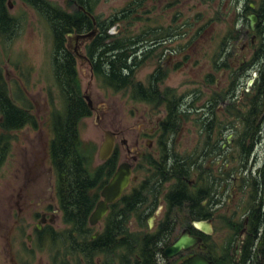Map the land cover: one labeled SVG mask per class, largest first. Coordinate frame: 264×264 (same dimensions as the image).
<instances>
[{
	"label": "rangeland",
	"instance_id": "374dc122",
	"mask_svg": "<svg viewBox=\"0 0 264 264\" xmlns=\"http://www.w3.org/2000/svg\"><path fill=\"white\" fill-rule=\"evenodd\" d=\"M12 1L14 6L10 12L20 23V28L14 41H0V63L11 95L15 99H22V103L32 110L38 118V126L37 128L27 126L14 133L10 156L0 168V264H54L55 254L57 252L59 256L58 248L61 243L52 248L53 241H47L40 250L34 246L35 252H32L28 249L31 247L25 238L26 235L20 238L12 228L14 221L11 209L12 188L14 186L19 188L22 183L20 177H14V173L15 175L23 174L27 157L34 160L37 165L43 163L46 173L48 169L53 170L50 156L52 139L50 118L53 110L63 109L62 98L53 72L52 58L55 52L50 25L33 6L24 5L21 0ZM48 1L52 6L72 13L66 0ZM252 1L102 0L93 13L99 22H106L111 17L122 16L126 12L127 16H130L128 19L131 23L124 20L118 27L125 35L136 34L150 28H161L162 32L172 28L182 33L174 37L167 36L169 39L164 47L168 48L172 54L167 53V55L170 54V58L167 62L163 61L166 74L159 87L161 91L175 90L178 95L185 97L187 106L189 103L195 106L190 117L183 122L181 131L175 135V138L173 137L176 142L173 151L179 157L192 156V162L189 161L191 170L194 168L192 163L195 162L196 165L194 159L197 158L202 138L199 128L202 125L203 107L213 99L216 92H220V88L228 86L226 78L229 76L228 72L232 71L230 66L241 47L236 34L239 35L238 31L248 30L250 27L247 17L254 12L252 10L246 12L245 8L253 4ZM118 28L113 26L109 32L117 34ZM165 48L153 52L152 56L155 58H150L138 69L136 81L146 86L149 84L151 75L160 66L159 61H156V55L158 54V58L160 55L162 57ZM82 54H86V51L84 50ZM218 60L221 64L226 63L227 67L216 68L215 61ZM76 70L82 94L89 95L96 107V110L84 118L79 125L84 147L92 153L91 170L94 171L103 165L99 159V149L104 141L105 132L113 131L119 134L117 163L131 162L136 152H147L142 154L140 161L145 165V170L142 172L147 173L149 170L147 167H152L151 161L155 165L156 161L162 158L164 148L159 145L157 149L155 148L159 150L158 153L154 151L149 153L147 142L150 137L145 133L152 129L157 120L161 121L165 117L164 108L135 99L130 90L117 92L104 86L94 76L91 66L81 62L79 58H77ZM21 85L26 90L25 93L22 91L20 94L17 90L21 88ZM219 108L218 106L216 108L218 120L224 123V107L219 106ZM161 136L160 131L158 140H161ZM162 138L169 140L167 135H163ZM122 140H126L127 144H122ZM128 148L132 150L131 153H128ZM257 167H254V170ZM194 172L193 170L187 175L189 179H194ZM43 180L46 182V190L51 185L54 186L56 181L54 170ZM221 198L222 206H219L216 212L220 211L215 213L214 234L208 240L211 245L216 244V249L211 250V253H216L215 255H219L224 244L231 239L233 230L228 220L232 219L240 223L241 219L245 218L247 206L246 198L241 203V207L230 205L228 196ZM208 212L214 213L210 210ZM136 220H138L136 217L130 220L131 231L151 232L147 219L143 222L144 227L136 224ZM58 226L60 227L58 232L67 228L63 222L62 213ZM102 228L103 223H99L93 228V234L102 231ZM14 234L15 239H13ZM101 260L102 263L107 261L105 257L95 259L99 264ZM57 263L65 264L66 261L64 263L57 258ZM66 264H75V259L69 258Z\"/></svg>",
	"mask_w": 264,
	"mask_h": 264
},
{
	"label": "trees",
	"instance_id": "16d2710c",
	"mask_svg": "<svg viewBox=\"0 0 264 264\" xmlns=\"http://www.w3.org/2000/svg\"><path fill=\"white\" fill-rule=\"evenodd\" d=\"M252 2L256 5L260 16L259 43L255 54L256 62L254 63L259 80L253 96V109L248 112L255 120L264 113V0H253ZM98 3L97 0L93 4L84 6L93 14ZM32 6L39 12L46 13V16L43 17L52 30L54 50L58 56H61V59L54 58L53 72L60 89L63 109L53 110L51 114L50 156L56 177V190L62 219L67 228L57 232L52 239V248L61 243L58 248L59 256H57V252L55 256L64 263L65 261L67 263L69 258L75 259V264H99L95 261L97 257L100 259L105 257L109 264H157L159 255L163 254V247L171 241L175 229L163 227L156 232L131 231L130 220L138 216L136 204L133 201L135 200L133 193H129L128 198L123 203L117 201L110 206L111 212L107 218L106 226L96 239H92L94 234L89 219L101 200L102 189L115 173L117 157L114 156L94 171L91 170L92 153L89 152L91 150L84 147L79 125L92 111L82 94L74 57L69 52H63L66 51L67 35L75 29L80 31L91 29L92 21L89 16L79 10H76L75 13H68L50 3ZM4 8L5 4L0 2V39L4 38L8 39V42H12L17 37L19 22L15 17L7 15ZM251 10L252 8L247 5L245 11ZM128 17L130 16H127L125 12L122 16H113L106 22L100 23L102 33L88 47L93 74L104 86L114 91L130 90L135 99L162 106L166 113L161 120L163 127L161 132L170 139L171 136L175 137L181 131L183 122L190 117L195 106L191 103L187 106L185 97L178 95L173 89L167 91L157 89V85L153 81L156 73L151 75L147 86L136 81V74L138 69L153 57V52L166 44L167 36L174 37L182 35V33H178L177 29L174 31L172 28H167L166 32H162L163 29L161 28H150L136 34L125 35L118 27L124 20L131 23ZM113 26L119 29L117 34L109 32ZM236 37L238 38L239 35L236 34ZM215 66L216 68L227 67L226 63L221 64L219 60L215 61ZM231 70L228 72L229 77H247L245 76L246 72L242 73L238 69ZM17 91L21 92L20 87ZM216 95L221 101L225 99L223 92H216ZM0 118L2 119L1 168L11 150L10 142L13 141L14 133L26 126L34 128L38 126V118L30 108L14 103L1 63ZM164 138L161 137V140H166ZM160 159L153 167L155 172L160 174L159 176L163 175L165 179L168 173L167 159L165 157ZM189 161L192 162V160ZM185 162H187L186 159ZM188 171H190L189 167H185V179L188 177ZM189 173L191 174V172ZM179 180H181V176H179ZM262 180L263 176L260 170L258 175L251 182H248L252 191L248 193L246 198L245 217H249L248 229L252 235L247 239L245 245L247 254L242 260V264H264V190ZM186 189L185 183V205H196L195 207L190 206L191 209L186 211L185 215L195 219L206 217L208 213L201 207V201L204 198L206 200L208 195L206 193H203L204 195L202 193H188ZM137 218L139 225L144 227L142 217ZM244 220L245 218L241 219L240 223L232 219L228 220L230 228L233 230L231 239L227 244H224L219 255L211 253V249L206 254L213 264H237L232 252H234L237 236ZM56 257L54 264H58ZM100 263L104 264L102 260Z\"/></svg>",
	"mask_w": 264,
	"mask_h": 264
},
{
	"label": "flooded vegetation",
	"instance_id": "af4514ba",
	"mask_svg": "<svg viewBox=\"0 0 264 264\" xmlns=\"http://www.w3.org/2000/svg\"><path fill=\"white\" fill-rule=\"evenodd\" d=\"M21 1L24 5L30 6L34 4L49 3L48 0ZM0 2L5 4L4 9L7 11V15L12 16L10 10L13 9L14 2L12 0H0ZM94 2H97V0H66V4L69 5V9L72 10V13H75L78 9L80 12L86 14V16H89L92 21V28L86 31L75 29L72 33H69L65 42L66 51H63L71 53L76 65L77 58H79L81 62L89 64L91 68L92 61L88 53V47L93 40L102 33V30L101 22H99L96 16L90 13L88 8L84 5L93 4ZM98 2L100 3L102 0H98ZM252 12L258 16L255 29L252 30L249 27L248 30L242 29L238 31V33L240 32L238 43L241 44V47L230 66V69H238L242 73L246 72L245 76L247 77L234 76L232 78L228 76L226 78L228 80L227 88H220V92L224 91L223 94L225 95V99L221 101L219 100V97L215 95L212 100L204 105L202 110V125L199 128L202 135L201 143L199 144L197 158L194 159L196 165L195 162L192 163L196 169L193 168L191 170L189 168L190 171H188V174L193 170L195 171L193 174L194 179H189V177L185 179V167L188 168L189 160L193 159L192 156L186 158L185 156L179 157V155L173 151L176 143L175 140H173L175 137L171 136L168 141L158 140L160 137V131L163 129L160 120H157L152 129L145 133V135L151 138H149L147 142L149 153L152 151L158 153L159 150H155V148L157 149L159 145L164 148L161 157L167 159V177L164 179L163 175L159 176L160 174L155 172L156 170L153 168L154 164L152 161V167H147V170L149 169L147 173L142 172L145 170V165L140 161L142 159V154H147V152H136L133 155L131 162L123 161L117 163L116 170L122 163L130 164L132 166L133 176L135 177L118 201L123 203V201H126L128 198L129 193H133L135 196V200L133 201L136 204L135 206L138 212L137 217H142L143 221L147 219V224L151 231L156 232L159 228L163 227L175 229L171 241L163 247L164 251L183 233H185V229L190 230L191 236L200 237L202 243L206 245L205 250H200V244H198L189 250H182L174 257H167L163 251V254L159 255L157 259V264H183L187 258L196 254L206 256V254L210 252V249H216V244L211 245L208 241L214 233L208 234L204 231L198 230L194 227V223L210 222L214 227L216 214L220 210H218V212L216 211L220 208L219 206H222L220 203L222 196H228L229 201L231 202L230 205L241 207L240 205L244 201V198H247L248 193L252 191V188L248 186V182H251L252 179L258 175L260 170L263 176L262 188L264 190V113L255 120L248 114L254 106L253 96L256 92L257 82L259 80L258 72L256 71L254 63L256 62L255 54L259 43L258 26L260 16L256 6L252 9ZM40 14L46 16V13L40 12ZM91 16L95 17V22ZM18 26V28H20V23H18ZM94 29H97V34L90 41L77 43L70 38V36L77 37L78 35L90 33ZM168 39L169 37H167V41ZM3 40L8 41V39H0V41ZM164 45L166 44L158 47V49L161 50V48H165ZM158 49L156 51H158ZM84 50L86 51V54H82ZM54 52L52 63H54V58L61 59V56H58L56 50H54ZM167 53L172 54L168 48H165L162 57L160 55L158 58V54L156 55V61H159L160 66H158L154 72L157 75L153 78V81L156 83L157 89L159 90L161 89L159 86H161L165 79L163 76L166 74L164 72L165 65L163 61L167 62L170 58V54L167 55ZM153 57L155 58V56ZM19 83H21L20 80ZM56 86L58 87L57 83ZM20 89L21 92L24 91L25 93L26 89L23 88L22 85ZM21 92L18 93L21 94ZM83 96L85 97L87 94H83ZM13 101L15 104L21 106L24 105L22 99H13ZM217 106L218 108L219 106L224 107V123H222L221 120H218L219 118L216 113ZM221 109L219 111H221ZM95 110L96 107L93 103L91 111L94 112ZM163 112L166 113L165 110H163ZM1 122L2 119L0 118V135ZM114 134L116 137L114 155L118 156L119 149L117 142L119 134L116 132H114ZM10 143L12 149V142ZM121 143L126 145L127 141L122 140ZM10 152L11 151L8 153V157L10 156ZM131 152L132 150L128 148V153ZM31 158H33L32 155ZM150 158L152 159V157ZM185 159L187 162H185ZM25 161L23 174L17 173L15 175L14 173V177H20L22 183L19 188H15L16 186L12 188L11 196L13 205L11 209L14 218L12 228L15 229L20 238L26 235L25 238L28 240V244L31 247L28 249L35 252V249H33L34 246L39 250L42 249L45 243L47 241H52L54 235L60 230L58 222L61 216V209L58 196L56 195V181L54 186L51 185L48 190H46V182L43 180L46 175L49 177L53 170L48 169L46 173L43 168V163L37 165L34 163V160H31L29 157H27ZM157 163L158 161H156V164ZM222 166L224 167L222 168ZM254 167L257 168L254 170ZM173 168H175V170H173ZM179 176H181V180H179ZM185 183L187 185L186 190L188 193H202V195L206 193L208 195L206 200L204 198L201 201V207L206 213H208L206 217H198L195 219L185 215L186 211L191 209L190 206L195 207L196 205H185ZM208 210L213 211L214 213L211 214ZM110 212L111 207L108 214L100 222L103 223L102 231L106 226ZM138 221L139 220H136V224L139 225ZM131 223L132 222L129 224ZM91 227L94 228L95 226ZM248 227L249 217L246 216L238 233V242L240 240L246 242L248 237L252 235ZM102 231L96 232L92 236V239H96ZM15 238L14 234L13 239ZM240 248L242 249L243 245H241ZM106 262L109 264L108 260ZM106 262H104V264Z\"/></svg>",
	"mask_w": 264,
	"mask_h": 264
},
{
	"label": "water",
	"instance_id": "95a60500",
	"mask_svg": "<svg viewBox=\"0 0 264 264\" xmlns=\"http://www.w3.org/2000/svg\"><path fill=\"white\" fill-rule=\"evenodd\" d=\"M252 9L255 8L254 4L250 5ZM95 22V17L91 16ZM249 25L252 30L255 29V24L257 22L258 16L254 13L250 14L248 17ZM97 34V29L87 34L78 35L77 37L70 36L72 41L77 43H83L92 40ZM89 103V107L93 108V101L90 96H85ZM116 147V137L113 131H106L104 141L99 149V159L101 162H107L112 158ZM135 179L133 177L132 166L128 163H122L117 168L116 172L112 176L111 180L101 191V200L98 202L95 210L90 217V225H98L108 214L110 205L119 200L124 191L129 187L131 181ZM194 227L198 230L204 231L208 234H213L214 229L210 222H195ZM243 240H240L238 247L242 245ZM200 244V250H205L206 245L202 243L200 237L191 236L190 230L185 229L183 233L172 245L167 247L164 254L167 257H174L178 255L182 250H189L193 246ZM183 264H213L205 255L196 254L185 260Z\"/></svg>",
	"mask_w": 264,
	"mask_h": 264
},
{
	"label": "bare ground",
	"instance_id": "6f19581e",
	"mask_svg": "<svg viewBox=\"0 0 264 264\" xmlns=\"http://www.w3.org/2000/svg\"><path fill=\"white\" fill-rule=\"evenodd\" d=\"M238 241H236L235 246H234V252H232L233 256H235V259L237 260V264H242V260L244 259L245 255L247 254V251H245V245L247 243L246 242H242L243 248L241 249L240 247H238ZM235 249H236V253H235ZM240 256V257H238Z\"/></svg>",
	"mask_w": 264,
	"mask_h": 264
}]
</instances>
